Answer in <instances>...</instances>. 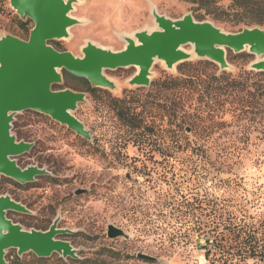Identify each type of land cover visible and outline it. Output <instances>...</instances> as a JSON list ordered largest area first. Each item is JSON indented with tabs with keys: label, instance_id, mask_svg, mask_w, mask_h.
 <instances>
[{
	"label": "rangeland",
	"instance_id": "obj_1",
	"mask_svg": "<svg viewBox=\"0 0 264 264\" xmlns=\"http://www.w3.org/2000/svg\"><path fill=\"white\" fill-rule=\"evenodd\" d=\"M65 1H73L70 16L78 24L68 30V38L49 45L78 58L89 44L122 51L132 35L158 27L154 12L173 21L193 15L226 33L259 27L238 11L236 0H215L211 7L200 0ZM34 27L10 0H0V39L28 41ZM182 48L192 51L191 58L172 69L155 59L148 87L129 84L139 72L136 67L104 71L115 89H100L123 99L126 111L140 114L149 130L129 129L107 95L93 98L80 78L66 71H60L63 81L54 90L86 95L74 115L90 132V141L44 114L15 116L12 134L33 144L17 158L18 165L37 166L49 175L25 185L2 177L0 196L30 211L10 212L8 218L28 231H47L59 220V228L70 234L58 238L78 253L77 259L54 254L43 264H225L206 257V240L198 230L216 206L243 211L252 225L264 228V76H252L264 73L252 68L264 58L249 49H227L228 68L222 70L195 54L194 45ZM189 79L197 83L190 85ZM182 122L177 130L190 142L185 151L171 143L172 131ZM110 225L129 238H108ZM35 258L34 253L19 256L16 249L6 255L8 264L17 259L41 264Z\"/></svg>",
	"mask_w": 264,
	"mask_h": 264
},
{
	"label": "water",
	"instance_id": "obj_2",
	"mask_svg": "<svg viewBox=\"0 0 264 264\" xmlns=\"http://www.w3.org/2000/svg\"><path fill=\"white\" fill-rule=\"evenodd\" d=\"M11 6L22 19L30 18L35 27L28 41L13 36L0 39V183L2 177L19 184L33 183L38 177L49 175L45 169L29 166L22 169L17 158L29 153L33 144L19 142L12 134L15 116L34 111L49 116L90 141L92 136L75 117L85 94L71 90L55 91L61 84L60 71L87 80L95 88L115 89L105 76V70L136 67L138 74L129 82L132 86L148 87L150 70L155 59L164 61L169 69L191 58L182 47L192 44L200 58L228 68L226 50L235 53L245 49L264 58V28H245L238 33H226L211 22L196 21L193 15L173 21L154 12L159 31L140 32L126 40V48L112 52L89 44L78 58L68 52H59L50 42L68 38V30L78 22L70 16L73 1L65 0H10ZM136 41L138 44H136ZM252 68L264 72V59ZM81 192H77L80 195ZM10 212L30 214L22 204L10 196H0V264H8L7 252L16 249L19 256L34 253L39 259L54 254L62 258L77 259L73 246L59 236L70 231L59 228L54 221L47 231L25 230L8 218ZM108 238H126L122 229L110 225ZM140 258L150 260L148 256Z\"/></svg>",
	"mask_w": 264,
	"mask_h": 264
},
{
	"label": "trees",
	"instance_id": "obj_3",
	"mask_svg": "<svg viewBox=\"0 0 264 264\" xmlns=\"http://www.w3.org/2000/svg\"><path fill=\"white\" fill-rule=\"evenodd\" d=\"M215 0H200L201 6L211 7L215 4ZM238 5V11L242 15H250L252 17V25L264 28V1L258 0H236ZM24 26V25H22ZM209 64L210 63H206ZM66 75L67 73L64 72ZM68 76V75H67ZM252 76L262 77L264 73H253ZM81 80L91 93L93 98H96L100 94H105L109 97L110 103L116 111V115L124 122L131 130L145 129L149 130V127H145L144 121L140 114L131 113L123 106L124 100L117 97H112L107 91L100 88H92L87 80ZM190 85H194L197 82L195 80H182ZM180 83L181 81H174ZM236 83V81H233ZM181 124L176 125V129L172 131L171 143L174 149L187 150L190 142L184 133L178 131L177 128L181 127ZM17 129V124H15ZM130 130V131H131ZM132 132V131H131ZM7 181L3 179L2 183ZM10 182V181H9ZM185 198V196H181ZM178 207L182 206V203H178ZM207 218L206 225L199 227L201 235H204L206 240V246H203L206 250V257H214L218 260H224L225 264H247L248 261L254 260L259 264H264V228H256L252 225V220L243 211H237L233 209H224L219 207L211 208L205 216ZM115 254V253H113ZM37 263H45L46 259H37ZM14 264H21L19 259Z\"/></svg>",
	"mask_w": 264,
	"mask_h": 264
},
{
	"label": "bare ground",
	"instance_id": "obj_4",
	"mask_svg": "<svg viewBox=\"0 0 264 264\" xmlns=\"http://www.w3.org/2000/svg\"><path fill=\"white\" fill-rule=\"evenodd\" d=\"M155 31H159V28L157 27L156 29H154L153 31L148 32V33L151 34V33L155 32ZM130 38L135 39L133 35ZM136 44H138L137 41H136ZM191 47L193 48V46H191ZM182 51H184L188 56H192V51L188 52L187 50H184L183 48H182Z\"/></svg>",
	"mask_w": 264,
	"mask_h": 264
}]
</instances>
